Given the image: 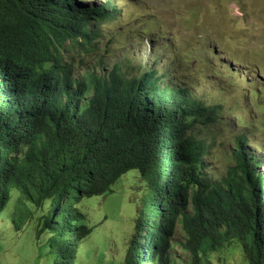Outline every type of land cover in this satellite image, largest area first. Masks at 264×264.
Here are the masks:
<instances>
[{
    "label": "trees",
    "instance_id": "obj_1",
    "mask_svg": "<svg viewBox=\"0 0 264 264\" xmlns=\"http://www.w3.org/2000/svg\"><path fill=\"white\" fill-rule=\"evenodd\" d=\"M123 16L115 0H0V215L16 189L53 264H74L92 233L80 203L136 170L158 218L128 264L176 263L178 231L182 264H213L225 250L264 264V169L247 137L233 133L229 167L213 170L225 107L200 91L199 77L180 76L149 28L112 36L106 26ZM117 36L153 50L135 63L126 47L114 60ZM24 216L15 212L17 230Z\"/></svg>",
    "mask_w": 264,
    "mask_h": 264
},
{
    "label": "rangeland",
    "instance_id": "obj_2",
    "mask_svg": "<svg viewBox=\"0 0 264 264\" xmlns=\"http://www.w3.org/2000/svg\"><path fill=\"white\" fill-rule=\"evenodd\" d=\"M92 1V0H88ZM96 2L105 0H94ZM124 16L114 26H106L114 36L120 28L130 31L145 27L157 34V45L180 68V76L199 77L200 91L225 107L226 127L215 139L218 149L207 163L222 174L229 167L234 145L233 133L247 137L249 153L264 169V0H115ZM152 20V23L148 21ZM144 21V22H142ZM142 22V23H141ZM134 38L136 36L132 35ZM107 37L106 43L109 42ZM105 43V44H106ZM109 44V43H108ZM131 49L135 63L153 50L149 42H127L117 36L112 50L114 60ZM114 62V61H113ZM232 68L235 71H231ZM209 142L212 139L209 137ZM19 192L0 215V264H53L47 236L36 238V223L19 207ZM155 192L134 170L123 176L106 196L83 200L79 210L92 233L79 246L74 264H128L132 249L141 248L155 231L158 218ZM23 212L22 228L14 225L15 212ZM178 231L171 250L176 263L187 261ZM213 264H245L237 250L214 255Z\"/></svg>",
    "mask_w": 264,
    "mask_h": 264
}]
</instances>
